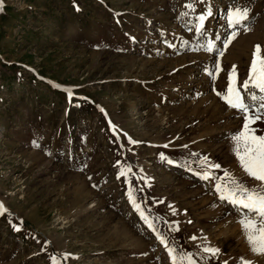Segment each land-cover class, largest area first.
Masks as SVG:
<instances>
[{
    "label": "rangeland",
    "instance_id": "obj_1",
    "mask_svg": "<svg viewBox=\"0 0 264 264\" xmlns=\"http://www.w3.org/2000/svg\"><path fill=\"white\" fill-rule=\"evenodd\" d=\"M189 2L0 0V264H171L157 232L197 264H264L214 187L226 170L264 191L234 152L243 114L216 95L233 66L237 86L248 79L256 45L264 56V0L196 3L213 13L199 37ZM230 5L250 10L249 30L224 49ZM202 157L220 165L210 181L193 174Z\"/></svg>",
    "mask_w": 264,
    "mask_h": 264
},
{
    "label": "snow or ice",
    "instance_id": "obj_2",
    "mask_svg": "<svg viewBox=\"0 0 264 264\" xmlns=\"http://www.w3.org/2000/svg\"><path fill=\"white\" fill-rule=\"evenodd\" d=\"M196 3L202 4L204 0H191V2L184 5V8L193 13L192 18L186 20V23L193 25V27H189L188 30H194L196 36L199 37L207 31L205 21L208 17L212 16L213 13L209 5L199 14H196ZM189 11L181 13V15L188 17ZM249 12L250 10L247 7L239 5H230L227 7L223 19L230 31L223 40L224 49H227L231 41L236 38L241 28L245 32L249 30L247 25ZM215 38L219 39L220 37L216 36ZM199 47H203L205 52L213 53L214 57L223 56V51L216 50L215 44L211 40L206 41V43ZM199 47L194 50H199ZM260 52V46L256 45L248 79H246L242 85H236L234 76L235 66H233V72L229 73L228 76L226 93L217 91L216 95L219 96L229 108L235 109L237 112L243 114L242 130L231 136L234 142V152L244 172H246L249 177L262 182V185H264V135H256V130L250 127V125L255 124L257 121H264V56L259 55ZM219 71V60L216 59L214 70L207 71V75L214 80V73H218ZM252 89L258 90L262 95L257 96ZM243 93H248V95L245 96ZM248 100H251L252 103H248ZM253 105H255V107H253ZM129 143L137 142L129 139ZM164 147H168V145H164ZM184 147H187V145H184ZM193 155L197 154L194 153ZM161 159L166 160L168 164L174 163V161L165 157L163 153H161ZM119 163L120 162L117 161V164ZM201 168L203 169L202 171L194 172L193 174L198 176L201 180L210 181L213 179L211 169H218L220 165L211 163L208 157H202ZM189 170L191 171V168H189ZM121 175H123V172H121ZM225 178H227L226 182ZM215 179L217 181L214 185L215 193L218 194L219 200L231 204L237 212L241 214V219L238 222L243 229L250 251L255 254H264V191L249 189L245 185L239 183L226 170L223 173V177H217ZM129 200L133 203V207L140 213L141 218L148 224V227L155 231L153 223L144 215V212L140 209V205L135 203L131 193H129ZM171 207L172 206L169 205V208ZM172 211L175 215V209H172ZM176 223L178 225V222ZM170 230L178 231L179 228L178 226L176 228H171L170 226ZM156 238L165 246L171 264H197V260L194 259V254L192 252L177 253L176 248L170 246L166 238L159 232L156 233ZM190 239L196 240L197 237L192 236ZM204 239L206 240L207 238L205 237ZM219 255L220 250L216 247L205 244L201 248V258L206 262H210L213 259L218 260ZM66 258L67 255H65L64 259ZM51 259L52 264H60L56 256H52ZM240 261L241 264H251V261L243 257L240 258ZM223 264H228V262L225 260Z\"/></svg>",
    "mask_w": 264,
    "mask_h": 264
},
{
    "label": "bare ground",
    "instance_id": "obj_3",
    "mask_svg": "<svg viewBox=\"0 0 264 264\" xmlns=\"http://www.w3.org/2000/svg\"><path fill=\"white\" fill-rule=\"evenodd\" d=\"M246 211V210H245ZM252 218H254V217H252Z\"/></svg>",
    "mask_w": 264,
    "mask_h": 264
}]
</instances>
